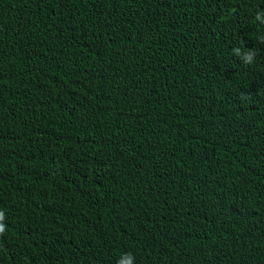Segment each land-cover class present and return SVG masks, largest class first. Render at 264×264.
I'll list each match as a JSON object with an SVG mask.
<instances>
[{"label":"trees","instance_id":"16d2710c","mask_svg":"<svg viewBox=\"0 0 264 264\" xmlns=\"http://www.w3.org/2000/svg\"><path fill=\"white\" fill-rule=\"evenodd\" d=\"M0 264H264V0H0Z\"/></svg>","mask_w":264,"mask_h":264},{"label":"clouds","instance_id":"9594fccd","mask_svg":"<svg viewBox=\"0 0 264 264\" xmlns=\"http://www.w3.org/2000/svg\"><path fill=\"white\" fill-rule=\"evenodd\" d=\"M5 228L3 225H0V233L4 232ZM119 264H134V258L130 255H126L119 261Z\"/></svg>","mask_w":264,"mask_h":264}]
</instances>
